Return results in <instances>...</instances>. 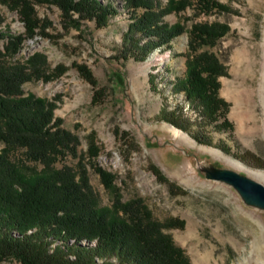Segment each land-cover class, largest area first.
<instances>
[{"label":"rangeland","instance_id":"1","mask_svg":"<svg viewBox=\"0 0 264 264\" xmlns=\"http://www.w3.org/2000/svg\"><path fill=\"white\" fill-rule=\"evenodd\" d=\"M99 1L116 10L105 27L79 21L77 15L72 19L79 24L70 23L43 0H0L2 34L25 37L17 53L0 55V60L13 65L35 53L46 58L47 78L30 80L22 91L56 99L54 116L79 140L76 156H67L56 167L74 169L79 157L84 159L98 207L140 199L145 213L163 225V233L181 249L187 264H204L208 253L213 263L264 264V254L258 258L252 251L255 236L264 231V210L244 204L239 192L219 178L220 172L231 171L264 186L252 173H264V103L259 91L264 0H215L228 10L211 13H200L195 0H188L183 11L162 18L167 25L179 23L183 33L143 60L122 58L131 16L142 10L130 12L123 0ZM168 1L157 0L158 7ZM22 12L37 26L31 37ZM203 23L228 28L215 46L198 52L215 55L226 70L218 79V97L228 104L230 129L223 119L209 123L198 116L173 89L185 74L188 31ZM6 45L7 38L1 37V53ZM229 84L238 91L229 90ZM170 112L185 126L178 130L189 143L164 121ZM90 150L96 156H90ZM13 157L42 167L25 160L22 150ZM98 169L109 176V188ZM0 264L19 263L8 259Z\"/></svg>","mask_w":264,"mask_h":264},{"label":"trees","instance_id":"2","mask_svg":"<svg viewBox=\"0 0 264 264\" xmlns=\"http://www.w3.org/2000/svg\"><path fill=\"white\" fill-rule=\"evenodd\" d=\"M55 5L70 23L94 21L105 27L116 10L99 0H43ZM132 13L124 35L122 57L145 59L156 49L169 46L183 33L179 23L167 25L162 18L179 13L188 0H170L158 7L157 0H123ZM200 13L228 9L215 0H195ZM28 35L36 24L22 12ZM228 28L219 24H194L188 31L185 74L173 85L185 103L209 123L226 119L228 104L218 97L219 77L226 74L215 55L198 52L213 47ZM7 38L5 53L19 51L25 37ZM46 58L35 53L24 63L5 64L0 60V263L13 259L19 264H187L180 248L163 233V225L149 218L140 199L115 200L110 208L98 207L88 184L85 164L79 157L76 167H56L67 156H76L79 140L64 130L54 116L56 99L25 95L22 85L34 78L46 79ZM88 80L93 81L88 75ZM164 121L184 130L175 113ZM22 150L28 166L13 155ZM90 156L96 153L90 150ZM109 188V176L97 170Z\"/></svg>","mask_w":264,"mask_h":264},{"label":"water","instance_id":"3","mask_svg":"<svg viewBox=\"0 0 264 264\" xmlns=\"http://www.w3.org/2000/svg\"><path fill=\"white\" fill-rule=\"evenodd\" d=\"M219 178L231 184L239 192L244 204L257 210H264V186L262 184L231 171L220 172Z\"/></svg>","mask_w":264,"mask_h":264},{"label":"bare ground","instance_id":"4","mask_svg":"<svg viewBox=\"0 0 264 264\" xmlns=\"http://www.w3.org/2000/svg\"><path fill=\"white\" fill-rule=\"evenodd\" d=\"M262 82H260V93L262 94V102L264 103V73L262 74ZM229 90H233V91H238L237 90V86L235 84H229L227 85ZM262 103V104H263ZM171 131L172 133L179 138H183L188 142V138L186 135H184L181 131H179L178 129H176L175 127H171ZM189 143V142H188ZM255 176H257L258 178H260L263 182H264V173L262 172H252ZM259 225V224H258ZM261 230V229H260ZM252 251L254 253H257L256 255L259 256L258 258H260V256H262V254H264V231L261 230V232L259 233V236H255L254 241L252 243ZM251 251V252H252ZM209 253L207 254L204 261V264H219L218 261H216L215 263H213L209 257ZM264 257V256H263ZM258 262V261H257ZM240 264H247L244 262H240Z\"/></svg>","mask_w":264,"mask_h":264}]
</instances>
